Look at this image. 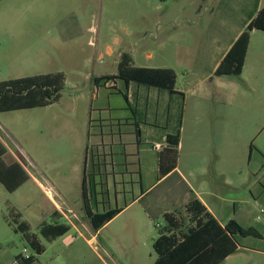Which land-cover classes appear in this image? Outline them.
<instances>
[{
  "label": "rangeland",
  "instance_id": "1",
  "mask_svg": "<svg viewBox=\"0 0 264 264\" xmlns=\"http://www.w3.org/2000/svg\"><path fill=\"white\" fill-rule=\"evenodd\" d=\"M25 5L32 9L27 18L19 10L12 13L16 38L22 19L28 20L26 30L32 29L35 19L45 27L39 36H28L29 49H0V82L39 72H64L66 86L60 100L50 106L0 113V139L11 152L8 158L17 157L47 188L44 194L30 182L11 195L0 184V264H20L17 256L35 255L22 234L8 225L5 217L11 210L7 199L46 247L32 264H105L103 259L113 264L104 246L117 254V242L107 241L106 232L100 241L89 243L72 228L50 242L41 236L39 225L50 221L52 198L64 211L72 208L84 217L82 187L76 176L84 168L90 126L101 123L110 132L126 124L127 116L134 121L135 115L119 93L126 91L122 80L115 87L113 82L101 86L103 96L96 101L93 77L116 74L122 51L134 56L138 66L172 68L178 73V87L189 91L184 128L178 123L174 130L179 128L185 140L183 169L206 170L195 185L202 182L217 191V202L211 197L207 201L218 217L225 221L233 216L245 228L254 227L261 234L241 238L240 250L222 264H264V218L257 219L264 208V93L260 87L264 83V49L257 53L264 48V32H252L257 47L251 51L243 77L222 78L235 82L237 89L228 81L229 91L219 88L218 76L216 87L212 74L214 40H220L218 46H227L225 38L234 37L264 0H26ZM0 20L8 22L6 8L1 10ZM37 45L38 55L32 50ZM101 52L103 61L98 59ZM6 55L11 57L8 63L2 61ZM235 90L236 96L230 100L229 94ZM204 91L210 96L205 97ZM102 106L108 111L95 108ZM138 122L147 130L165 129L159 122L158 127L145 119ZM58 186L65 192H59ZM77 224L86 230V224ZM151 232L158 233L156 229ZM146 239L142 235L141 242ZM150 253L155 254L154 249L144 247L146 259Z\"/></svg>",
  "mask_w": 264,
  "mask_h": 264
},
{
  "label": "crops",
  "instance_id": "2",
  "mask_svg": "<svg viewBox=\"0 0 264 264\" xmlns=\"http://www.w3.org/2000/svg\"><path fill=\"white\" fill-rule=\"evenodd\" d=\"M25 4L26 0H0V12L3 8H6V22L8 21V17H11L7 23L0 20V49H10L11 52L17 48H22L23 50L29 49V42L26 40L28 36L32 33L38 36L42 34V30L45 26L39 25L44 24L43 22L41 23L39 19L34 20V26L30 30L29 28L26 30L28 27V20L26 19L24 21L22 19V29L18 31L19 34L16 38L12 13L14 10H19L21 12L20 14L27 18L32 9ZM38 5L39 2H36L34 8L37 9ZM263 7L264 5L262 7H257L253 13L249 14L242 28L236 30L234 37L225 38L226 42L229 43L227 46L226 44L225 46L223 44L222 46H218L221 45L219 44L220 40H214L212 44L214 48L212 74H214L215 77L214 83L216 87V69L241 33ZM254 33L255 32H253V34ZM253 34L251 33L250 44L245 65L240 75L241 77H243L247 70L251 51H255L257 47L253 43ZM15 39L18 40L16 41ZM39 47V45L36 47L32 46V50H37L36 55H38ZM262 49L264 48L261 47L258 49L257 53ZM124 52L125 51H122L118 54V59H120ZM109 54H113L112 49H110ZM104 57V52H101L98 59L103 61ZM149 57H151V54ZM27 59L30 60L29 58ZM10 60L11 57L7 55L2 58V61L5 63H8ZM36 74L46 73L39 72ZM211 76L212 75H210V77ZM22 77L27 76L17 78ZM226 77L229 76H218L220 79L218 87L225 88L229 91V86L226 85L228 81L232 84L231 86L234 87V89H237L235 82L222 79ZM178 81L179 76L177 73V88L175 93L145 86L136 82H130L128 84V105L129 109L135 115L134 121H131L132 117L127 116L126 124H121L118 128L113 127L110 132L104 131L102 126L100 127L101 123L93 126L92 129L90 126L88 140H85L84 143V168L82 173L79 174L78 172L76 176V182L80 177L78 183L81 184L82 187V212L84 217L83 215L77 214L72 208H70L68 212L64 211L61 205L51 197L54 210L48 214L50 221H43L39 225V230L41 226L46 223L54 224L67 222L69 224V231L72 228L75 229L78 234L77 236L85 239L89 243L91 241H100L99 237L106 232L107 241L117 242V254L112 253L106 245L104 246L108 257H112L113 264H154L158 257L157 253L154 250L155 254L150 253L149 256H147L149 259H146L143 255L144 247L150 245L152 249H154L153 243L158 238L159 229L166 225L165 215L171 214L177 219L184 218L189 220L188 218L190 215L186 211V206L192 199H199L222 226L234 219L233 216H229L223 221L218 217L213 205L207 201V197H211L217 202V191L210 190L208 187H205L202 182L195 185L196 179L204 176L206 170L194 168L185 171L183 169L181 151L184 147L185 140H182V135L178 148L179 157L177 166L167 175L163 177L159 176V153L167 146L166 137L167 135L175 133L174 130L178 123H180V125L182 124V128H184L186 121L187 94L189 91L185 90L182 86L178 87ZM260 87L261 92L264 93V83L260 84ZM96 89V101H98L103 96V91H100L97 87ZM235 92L237 91L231 92L232 95L231 93L229 94L230 100L236 96ZM203 94L205 97L210 96L208 91H204ZM107 106L109 110L113 108L110 102ZM95 108L107 110L105 106ZM109 113L111 114V111H109ZM139 118L145 119L147 122H154L156 127H158L157 125L159 122L160 125L165 126V129H162V131L144 129L142 124L138 122ZM156 144H160L161 148H154ZM8 152L11 153L9 150ZM13 158L20 162L30 175L29 181L23 184L19 189L33 182L45 194L44 190L47 188L42 181L34 176L17 157L14 156ZM43 177L45 180L51 183L53 182L50 176L43 175ZM190 178L192 180H190ZM56 188L59 192H65L64 188L61 186ZM17 191L8 193L12 195ZM83 192L86 193L85 198L83 197ZM5 203H10L16 208V205L8 199ZM87 209H89L92 214L116 213L99 229H95ZM22 218H24L23 214ZM77 222L86 224V230H82ZM28 223L31 225L29 221ZM153 229H156L158 233L153 234V232H151ZM87 233L90 235L89 238H87ZM144 234L148 236V239L142 243V235ZM232 256L233 255L228 256L224 261ZM103 262L105 264H112L105 259H103Z\"/></svg>",
  "mask_w": 264,
  "mask_h": 264
},
{
  "label": "trees",
  "instance_id": "3",
  "mask_svg": "<svg viewBox=\"0 0 264 264\" xmlns=\"http://www.w3.org/2000/svg\"><path fill=\"white\" fill-rule=\"evenodd\" d=\"M254 30L264 32V7L258 11L224 56L215 71L216 76L241 75L251 33ZM117 69L116 74L93 77V83L100 88L107 87L109 82H113L111 86L115 87V82L122 80L126 84V91L119 93L123 94L127 103L130 82L167 90L170 93L176 92L177 72L172 68L137 66L133 56L129 52H124ZM65 86L64 72L38 74L0 82V113L50 106L60 100ZM178 129L176 133L167 135V146L159 153L160 177L167 175L177 166L181 140ZM8 153V148L0 139V183L7 192L13 193L29 181L30 175L20 162L13 157L8 158ZM85 194L83 192L84 198ZM7 205L11 210L5 217L8 225L15 232L21 233L35 252V255L27 257L17 256L16 260L20 264H32L36 260V255L45 252L46 247L32 231L28 221L22 218L21 212L10 203ZM87 211L95 229H99L116 213L92 214L89 209ZM186 211L190 215L189 220L177 219L171 214L164 216L166 225L159 229L158 238L153 243L158 256L154 264H221L228 256L240 250L241 238L261 237L256 228H245L235 219L222 226L197 198L187 204ZM68 231L67 222L46 223L39 230L47 241H54Z\"/></svg>",
  "mask_w": 264,
  "mask_h": 264
},
{
  "label": "built area",
  "instance_id": "4",
  "mask_svg": "<svg viewBox=\"0 0 264 264\" xmlns=\"http://www.w3.org/2000/svg\"><path fill=\"white\" fill-rule=\"evenodd\" d=\"M154 148H156V149H160L161 146H160V144H156V145L154 146ZM48 191H50V190H48ZM262 218H264V208H261V209L259 210V215L257 216V219H258V220H261Z\"/></svg>",
  "mask_w": 264,
  "mask_h": 264
}]
</instances>
